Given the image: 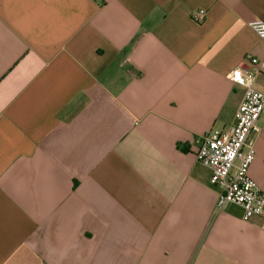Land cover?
Instances as JSON below:
<instances>
[{"label":"crops","instance_id":"crops-1","mask_svg":"<svg viewBox=\"0 0 264 264\" xmlns=\"http://www.w3.org/2000/svg\"><path fill=\"white\" fill-rule=\"evenodd\" d=\"M263 9L0 0V264H264L262 219L218 209L195 159L234 125L231 71L264 93L247 60L264 58ZM248 140L264 192V111Z\"/></svg>","mask_w":264,"mask_h":264},{"label":"built area","instance_id":"built-area-1","mask_svg":"<svg viewBox=\"0 0 264 264\" xmlns=\"http://www.w3.org/2000/svg\"><path fill=\"white\" fill-rule=\"evenodd\" d=\"M204 16L205 13L199 11L194 18L201 22ZM248 25L264 40V20L255 19ZM247 60L256 73L264 75V58L248 57ZM253 79L249 72L241 69L231 71L229 81L244 89L234 116V125L227 131H212L203 136L195 159L210 170L211 185L220 188L217 208L223 209L228 204L237 205L243 210L244 220L260 218L264 229V192L257 187L248 172L255 158V149L248 137L264 111V93L253 87Z\"/></svg>","mask_w":264,"mask_h":264}]
</instances>
